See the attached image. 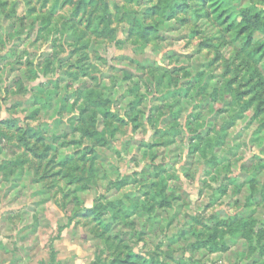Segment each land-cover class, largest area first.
<instances>
[{"label":"rangeland","instance_id":"374dc122","mask_svg":"<svg viewBox=\"0 0 264 264\" xmlns=\"http://www.w3.org/2000/svg\"><path fill=\"white\" fill-rule=\"evenodd\" d=\"M63 240L264 264V0H0V264Z\"/></svg>","mask_w":264,"mask_h":264},{"label":"crops","instance_id":"0c3cea01","mask_svg":"<svg viewBox=\"0 0 264 264\" xmlns=\"http://www.w3.org/2000/svg\"><path fill=\"white\" fill-rule=\"evenodd\" d=\"M63 244V245H62ZM62 246L66 247V249H62ZM56 252H58V260L62 262V264H92L90 260L84 257L82 254H77V247L70 246V244L65 240L61 243L56 242L54 245ZM77 254V255H76ZM45 258H40L39 260H34L29 264H46V261H43ZM57 264H60L59 262Z\"/></svg>","mask_w":264,"mask_h":264}]
</instances>
